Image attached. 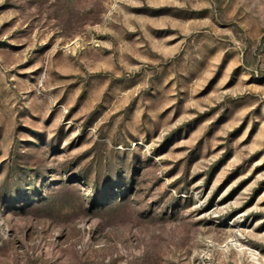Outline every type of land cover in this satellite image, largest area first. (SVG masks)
Segmentation results:
<instances>
[{
    "label": "rangeland",
    "instance_id": "1",
    "mask_svg": "<svg viewBox=\"0 0 264 264\" xmlns=\"http://www.w3.org/2000/svg\"><path fill=\"white\" fill-rule=\"evenodd\" d=\"M0 264H264V0H0Z\"/></svg>",
    "mask_w": 264,
    "mask_h": 264
}]
</instances>
